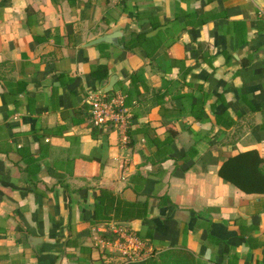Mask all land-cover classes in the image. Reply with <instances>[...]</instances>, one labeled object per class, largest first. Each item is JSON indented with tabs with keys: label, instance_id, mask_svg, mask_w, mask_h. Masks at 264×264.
<instances>
[{
	"label": "crops",
	"instance_id": "1",
	"mask_svg": "<svg viewBox=\"0 0 264 264\" xmlns=\"http://www.w3.org/2000/svg\"><path fill=\"white\" fill-rule=\"evenodd\" d=\"M112 77L127 146L91 126ZM249 151L264 159V0H0V264H125L119 228L264 264V194L219 176Z\"/></svg>",
	"mask_w": 264,
	"mask_h": 264
},
{
	"label": "built area",
	"instance_id": "2",
	"mask_svg": "<svg viewBox=\"0 0 264 264\" xmlns=\"http://www.w3.org/2000/svg\"><path fill=\"white\" fill-rule=\"evenodd\" d=\"M126 96L121 92L105 93L97 91L88 98L91 121L96 127L111 129L121 136L124 146L130 141L129 129L131 115L125 106ZM116 238L109 243L108 248L125 264H142L154 252L149 244L134 233L119 228L114 231Z\"/></svg>",
	"mask_w": 264,
	"mask_h": 264
},
{
	"label": "trees",
	"instance_id": "3",
	"mask_svg": "<svg viewBox=\"0 0 264 264\" xmlns=\"http://www.w3.org/2000/svg\"><path fill=\"white\" fill-rule=\"evenodd\" d=\"M91 126L93 127L94 134L98 131L102 132L101 130H103V128L96 127L92 123ZM263 164L264 159L257 151L239 153L229 158L221 166L219 176L227 183L235 185L246 193L264 194V173L261 169ZM257 178L263 182V185L256 187L251 186L253 181ZM116 222H129V220L116 216ZM142 239L146 241L145 238ZM142 264H198V261L191 251L182 248H173L164 252L153 253V255Z\"/></svg>",
	"mask_w": 264,
	"mask_h": 264
},
{
	"label": "water",
	"instance_id": "4",
	"mask_svg": "<svg viewBox=\"0 0 264 264\" xmlns=\"http://www.w3.org/2000/svg\"><path fill=\"white\" fill-rule=\"evenodd\" d=\"M121 36V32H116L114 34L104 35L97 40L91 42L89 46L98 45L101 43H108L116 46H120L119 42H117V39H119ZM118 82L117 77H112L108 83V85L105 87L104 92L109 94L114 91V88ZM123 226H129V224H121Z\"/></svg>",
	"mask_w": 264,
	"mask_h": 264
}]
</instances>
